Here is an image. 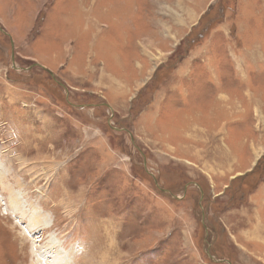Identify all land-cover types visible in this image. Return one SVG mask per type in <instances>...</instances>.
<instances>
[{
    "label": "rangeland",
    "instance_id": "374dc122",
    "mask_svg": "<svg viewBox=\"0 0 264 264\" xmlns=\"http://www.w3.org/2000/svg\"><path fill=\"white\" fill-rule=\"evenodd\" d=\"M0 121V264H264V0H0Z\"/></svg>",
    "mask_w": 264,
    "mask_h": 264
},
{
    "label": "crops",
    "instance_id": "0c3cea01",
    "mask_svg": "<svg viewBox=\"0 0 264 264\" xmlns=\"http://www.w3.org/2000/svg\"><path fill=\"white\" fill-rule=\"evenodd\" d=\"M110 79H111V80H113V79L116 80V84H115L113 87H117V88H119L120 91L117 92V95L123 96V93H124V91H122L123 87L121 86L120 81H117V79H119V78L111 77V78H109V81H110ZM258 207H260V206H258ZM259 216H260V213H258V217H259ZM256 218H257V217H256ZM255 220H257V221H256L257 224L259 223L260 225H262V226L264 227V224L261 223L260 219L257 218V219H255ZM257 235H258V233H257ZM259 236H261V235H259ZM261 237H262V236H261ZM261 237H260V238L257 237L256 240H261V239L264 240V234H263V238H261Z\"/></svg>",
    "mask_w": 264,
    "mask_h": 264
},
{
    "label": "built area",
    "instance_id": "2783aa9c",
    "mask_svg": "<svg viewBox=\"0 0 264 264\" xmlns=\"http://www.w3.org/2000/svg\"><path fill=\"white\" fill-rule=\"evenodd\" d=\"M0 126L1 127H4V125L2 124V122L0 121ZM12 129V128H11ZM7 132L8 131H4L2 128H1V131H0V134H1V137H0V144H4L3 142H5L4 141V136L7 134ZM5 133V135H3ZM13 134L16 136L17 134L13 131ZM16 138H17V136H16ZM18 143H19V141H18Z\"/></svg>",
    "mask_w": 264,
    "mask_h": 264
},
{
    "label": "bare ground",
    "instance_id": "6f19581e",
    "mask_svg": "<svg viewBox=\"0 0 264 264\" xmlns=\"http://www.w3.org/2000/svg\"><path fill=\"white\" fill-rule=\"evenodd\" d=\"M140 87V86H139ZM44 215H47V213H45ZM35 219H37V220H39L40 218L38 217V216H36V218H34L33 220H35ZM42 220V219H41ZM42 221H44V220H42ZM45 224H47L46 222H45ZM48 225V224H47ZM257 229H261V227L259 228V226L258 225H256V228L253 230L254 231V233H255V231H256V233H258V235H260L259 233L260 232H257ZM261 230H263V229H261ZM262 238H263V236H262ZM36 243V242H35ZM105 257V256H104ZM85 261V260H84ZM57 264V263H56Z\"/></svg>",
    "mask_w": 264,
    "mask_h": 264
},
{
    "label": "trees",
    "instance_id": "16d2710c",
    "mask_svg": "<svg viewBox=\"0 0 264 264\" xmlns=\"http://www.w3.org/2000/svg\"><path fill=\"white\" fill-rule=\"evenodd\" d=\"M258 175H260V176H261V175H263V174H262V173H259ZM245 176H246V175H245Z\"/></svg>",
    "mask_w": 264,
    "mask_h": 264
}]
</instances>
